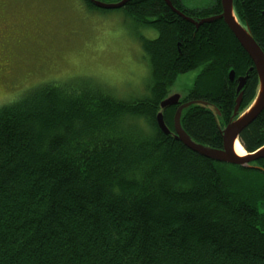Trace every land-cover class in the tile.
Listing matches in <instances>:
<instances>
[{"label":"trees","instance_id":"1","mask_svg":"<svg viewBox=\"0 0 264 264\" xmlns=\"http://www.w3.org/2000/svg\"><path fill=\"white\" fill-rule=\"evenodd\" d=\"M170 2L194 19L221 12L220 0ZM119 9L148 58L142 96L75 79L39 83L0 106V264H264V158L213 161L156 123L174 79L200 66L182 101L207 105L193 104L181 123L220 148L238 77L247 75L238 112L255 97L250 58L222 19L196 28L164 0ZM233 10L264 53V0H233ZM175 107L163 109L170 130ZM238 139L249 153L264 145V108Z\"/></svg>","mask_w":264,"mask_h":264},{"label":"rangeland","instance_id":"2","mask_svg":"<svg viewBox=\"0 0 264 264\" xmlns=\"http://www.w3.org/2000/svg\"><path fill=\"white\" fill-rule=\"evenodd\" d=\"M182 2L195 9L211 0ZM0 15V106L49 81L93 80L119 98L143 95L149 62L122 9L89 8L84 0H0ZM139 31L145 39L156 34ZM200 70L178 75L168 92L186 94Z\"/></svg>","mask_w":264,"mask_h":264},{"label":"water","instance_id":"3","mask_svg":"<svg viewBox=\"0 0 264 264\" xmlns=\"http://www.w3.org/2000/svg\"><path fill=\"white\" fill-rule=\"evenodd\" d=\"M88 1L99 9L111 10L122 8L125 3L129 0ZM165 2L173 12H175L185 20L193 23L195 26H199L204 22H211L214 20L222 19L225 25L230 30V32L235 37V39L238 41L240 46L250 58L252 62V68L255 69V72L257 74L258 84L254 99L245 110L239 113L238 109L242 98V88L245 84L247 75L240 76L237 78L236 91L238 92V96L235 101L231 120L227 122L223 128L220 129L222 134V146L220 148L209 147L203 143L197 142L192 139L184 130L181 123L183 112H185L193 104L207 105V103L203 101L194 100H189L186 102L184 101L183 103H180L185 94L182 95L179 92L168 93L160 101V110L156 113V123L159 129L162 130L165 134L171 133L187 148L213 161L224 162L234 165H245L250 161H255L260 158H264V145L257 149L255 152H245L244 155H238L234 151V145L236 143H238L242 147L238 139V135L240 134V132L249 123H251L264 108V53L262 52L256 41L253 39L248 29L237 20L233 10V0H220L221 12L219 14L201 18L197 21H195L192 17H189L177 10L171 4L170 0H165ZM228 77L230 80L234 79V73L232 70L229 71ZM172 105H177V107L173 115V129L170 130L164 122L163 109L168 108Z\"/></svg>","mask_w":264,"mask_h":264},{"label":"bare ground","instance_id":"4","mask_svg":"<svg viewBox=\"0 0 264 264\" xmlns=\"http://www.w3.org/2000/svg\"><path fill=\"white\" fill-rule=\"evenodd\" d=\"M93 5V4H92ZM94 6V5H93ZM234 151L238 154V155H244L245 154V151L244 149L238 144L236 143L234 145Z\"/></svg>","mask_w":264,"mask_h":264},{"label":"flooded vegetation","instance_id":"5","mask_svg":"<svg viewBox=\"0 0 264 264\" xmlns=\"http://www.w3.org/2000/svg\"><path fill=\"white\" fill-rule=\"evenodd\" d=\"M177 10H179L177 7H175ZM187 8V7H186ZM188 9V8H187ZM180 11V10H179ZM180 12H182L183 13V11H180ZM175 13V12H174ZM184 14V13H183ZM178 15V14H177ZM1 16V15H0ZM181 17V16H180ZM194 19V18H193ZM201 19V18H200ZM195 21H197V20H199V19H194ZM193 24V23H192ZM194 25V24H193ZM195 26V25H194ZM196 28L198 27V26H195ZM3 30H5L4 28L1 30L2 32H3ZM3 35V34H2ZM2 35H0V36H2Z\"/></svg>","mask_w":264,"mask_h":264},{"label":"crops","instance_id":"6","mask_svg":"<svg viewBox=\"0 0 264 264\" xmlns=\"http://www.w3.org/2000/svg\"><path fill=\"white\" fill-rule=\"evenodd\" d=\"M165 1V0H164Z\"/></svg>","mask_w":264,"mask_h":264}]
</instances>
